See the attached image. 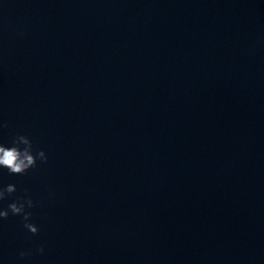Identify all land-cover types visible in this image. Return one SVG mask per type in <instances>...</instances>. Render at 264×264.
<instances>
[{
    "label": "water",
    "instance_id": "water-1",
    "mask_svg": "<svg viewBox=\"0 0 264 264\" xmlns=\"http://www.w3.org/2000/svg\"><path fill=\"white\" fill-rule=\"evenodd\" d=\"M0 143L47 163L0 186V264H264V20L146 63L0 85ZM43 243L45 251L37 247ZM31 250L21 260L18 253Z\"/></svg>",
    "mask_w": 264,
    "mask_h": 264
},
{
    "label": "clouds",
    "instance_id": "clouds-1",
    "mask_svg": "<svg viewBox=\"0 0 264 264\" xmlns=\"http://www.w3.org/2000/svg\"><path fill=\"white\" fill-rule=\"evenodd\" d=\"M0 127H7L4 123ZM47 155L43 150L34 148L31 139L26 135L17 134L10 142V145L0 143V168L8 170L10 175H24L30 169L37 167V161L47 163ZM17 192L15 184H7L0 186V202L9 200L13 194ZM25 195L17 196L11 199L7 207H0V221L8 219L9 215L19 216L23 223V227L33 236L40 231L38 225L32 223L33 209L36 205L33 199L27 195V189L24 190ZM36 251L43 254L45 245L41 243ZM21 260L32 255L31 250H21L19 253Z\"/></svg>",
    "mask_w": 264,
    "mask_h": 264
}]
</instances>
